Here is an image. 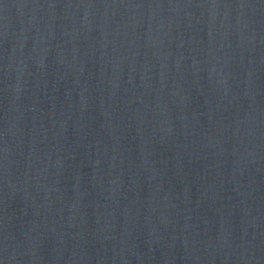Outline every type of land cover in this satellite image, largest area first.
Returning <instances> with one entry per match:
<instances>
[{
	"label": "water",
	"instance_id": "95a60500",
	"mask_svg": "<svg viewBox=\"0 0 264 264\" xmlns=\"http://www.w3.org/2000/svg\"><path fill=\"white\" fill-rule=\"evenodd\" d=\"M0 264H264V0H0Z\"/></svg>",
	"mask_w": 264,
	"mask_h": 264
}]
</instances>
